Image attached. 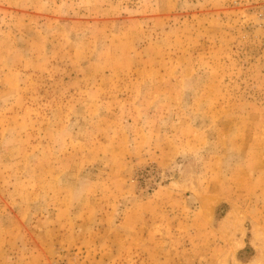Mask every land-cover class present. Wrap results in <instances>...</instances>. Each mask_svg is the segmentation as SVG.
I'll list each match as a JSON object with an SVG mask.
<instances>
[{
  "label": "rangeland",
  "instance_id": "rangeland-1",
  "mask_svg": "<svg viewBox=\"0 0 264 264\" xmlns=\"http://www.w3.org/2000/svg\"><path fill=\"white\" fill-rule=\"evenodd\" d=\"M0 264H264V0H0Z\"/></svg>",
  "mask_w": 264,
  "mask_h": 264
}]
</instances>
